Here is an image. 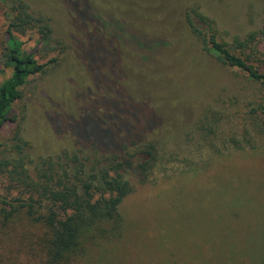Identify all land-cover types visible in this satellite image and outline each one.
<instances>
[{
	"label": "rangeland",
	"instance_id": "obj_1",
	"mask_svg": "<svg viewBox=\"0 0 264 264\" xmlns=\"http://www.w3.org/2000/svg\"><path fill=\"white\" fill-rule=\"evenodd\" d=\"M28 1L50 17L51 44L60 42L69 53L30 82L17 103L24 111L22 153L37 159L81 149L76 156L91 158L92 143L74 138L63 121H77L82 112L102 120L108 114V106L98 107L104 97L108 105L116 102L104 122L114 144L156 149L143 181L135 171L128 176L119 219L99 224L106 236L83 241L69 264H258L264 257V114L255 106L264 87L203 51L184 15L195 9L212 23L217 40L264 68V0H110L105 4L114 5L106 10L97 3L98 23L111 41L106 48L114 53L127 47L123 55L133 59L123 66L124 80L106 84L99 77L95 82L77 56L90 30L71 18V1ZM249 37V47L238 45ZM33 45L29 40L24 47ZM109 51H99L105 57L96 69L109 64ZM1 67L0 79L11 72L0 57ZM114 71L102 69L109 80ZM202 118L211 131L201 127ZM55 119L61 121L58 131ZM11 128L4 126L0 141ZM43 229L22 212L0 224V264H48Z\"/></svg>",
	"mask_w": 264,
	"mask_h": 264
},
{
	"label": "trees",
	"instance_id": "obj_2",
	"mask_svg": "<svg viewBox=\"0 0 264 264\" xmlns=\"http://www.w3.org/2000/svg\"><path fill=\"white\" fill-rule=\"evenodd\" d=\"M69 1L72 3L69 4L71 18L75 17L80 26L87 25L90 30L89 34L85 31L84 44L78 43L81 51H77V56L80 60L84 59L88 70L94 72L95 82L98 77L105 81L103 84L124 80L123 66H128L133 59L124 57L127 47H115L117 50L114 53L106 48L111 41L98 23L101 12L97 10V3L104 10L114 4H105L110 0ZM131 5L134 10L139 6ZM37 7H32L28 0H0V57L8 60L11 66V72L0 79V131L6 125H13L10 136L0 141L1 188L5 191L0 196V224L4 226L15 213L22 212L29 221L44 227L39 238L44 242L46 262L69 264L70 255L80 250L83 241L106 236V229L100 226L102 223H114L119 219L118 205L130 191L128 176L135 171L138 179L143 181L154 165L156 149L152 144L142 148L115 145L104 122L109 116L113 117L116 102L108 105L104 97V102L98 107L108 106L109 115L103 114L102 120L82 112L77 121L72 117L63 121L74 138H86L92 143L94 154L91 158L83 154L76 156L82 152L81 149L77 153L64 149L60 155H38L37 159L23 154L27 144L20 134L24 111L17 103L22 101L24 89L30 82L59 67L69 53L60 42L56 46L51 44L50 17L40 10V5ZM184 19L190 31L200 39L203 51L213 53L217 60L243 71L264 87V68L252 64L254 61L249 53L240 56L229 50L217 40L212 23L195 9L186 11ZM91 30L103 35L102 38L95 39ZM29 40L34 45L26 49L24 46ZM252 40L249 37L238 45L249 47L248 43ZM94 49L96 54H93ZM100 50L109 51L108 57L111 58L108 65L102 62L96 69L98 59L105 57ZM117 53L120 56L115 61ZM98 55L103 57L98 58ZM110 66L115 67L111 80L102 72ZM255 108L264 114V99ZM225 116L228 117V114ZM218 119L212 116L213 123H218ZM201 121V127L211 131V126L207 127L203 118ZM54 122L58 131L61 121L55 119ZM138 154H144L145 158L140 160ZM258 264H264V257Z\"/></svg>",
	"mask_w": 264,
	"mask_h": 264
}]
</instances>
